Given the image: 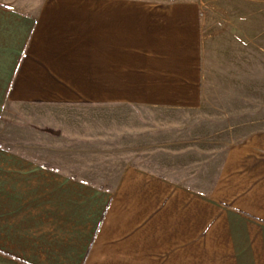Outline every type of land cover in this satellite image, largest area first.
<instances>
[{
	"label": "crops",
	"instance_id": "1",
	"mask_svg": "<svg viewBox=\"0 0 264 264\" xmlns=\"http://www.w3.org/2000/svg\"><path fill=\"white\" fill-rule=\"evenodd\" d=\"M208 19L197 0H0V118L79 105L200 112L215 48L249 43L224 41ZM195 165L189 184L128 167L105 187L0 146V264H264V127Z\"/></svg>",
	"mask_w": 264,
	"mask_h": 264
},
{
	"label": "rangeland",
	"instance_id": "2",
	"mask_svg": "<svg viewBox=\"0 0 264 264\" xmlns=\"http://www.w3.org/2000/svg\"><path fill=\"white\" fill-rule=\"evenodd\" d=\"M197 1L216 35L241 32L249 42L248 48H215L209 107L192 113L91 105L18 107L0 118V146L98 186L114 187L128 167L189 184L194 164L219 159L228 144L264 127V0Z\"/></svg>",
	"mask_w": 264,
	"mask_h": 264
}]
</instances>
